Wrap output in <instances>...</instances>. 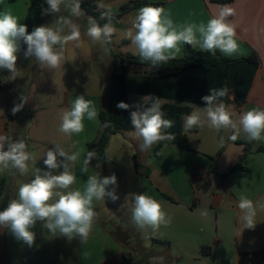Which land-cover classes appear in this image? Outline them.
I'll list each match as a JSON object with an SVG mask.
<instances>
[{"label":"crops","instance_id":"1","mask_svg":"<svg viewBox=\"0 0 264 264\" xmlns=\"http://www.w3.org/2000/svg\"><path fill=\"white\" fill-rule=\"evenodd\" d=\"M32 1L10 3L2 0L0 11H11L23 24ZM92 3L98 11L106 10L97 8L103 3L111 7L112 15H120V19L113 24L117 31L112 41L121 47L122 54L137 55L131 41L125 37V30L131 27L137 10L145 5L163 7L178 29L182 25L206 23L226 6L233 10L228 20L235 27L240 49L238 53L226 57L238 59L252 54L257 57L258 66L247 61L238 62L229 67L227 76L221 64L210 70L189 67L166 78L129 70L124 81L131 111L143 110L152 99L144 102L142 98L154 96L161 98L162 104L191 107V113L196 112L206 120L203 111L206 103L202 97L209 94V89L222 87L228 88V96L221 99L234 110L236 119L252 108L264 109V0H233L225 5L209 0H92ZM57 16H69L64 5ZM49 17L50 14L45 22ZM88 17L85 14L80 19L70 18L73 22L82 21L79 26L82 27V24L88 26ZM80 32L78 48L74 42L64 45V59L60 67L41 70L36 62L26 79L25 92L21 91V96L28 97L23 107L35 112L27 128L26 145L31 154L28 172L21 175L12 170L0 174V182L5 181L7 193L14 199L17 198L20 183L34 179L37 168L47 171L43 163L44 155L48 149L55 147L54 144L69 153L84 150L71 169L76 175L72 189L83 190L87 177L97 175L91 163L86 173L81 169L88 144L99 134V117V123L85 117L84 130L79 134L68 136L58 131L63 111L71 108L77 96L83 95L93 101L100 114L103 100L109 92L98 74L97 58L91 43L86 41L87 36L82 29ZM194 49L200 50L199 47ZM81 50L85 51L84 57L80 54ZM181 57L183 45L176 59ZM233 96L234 99L231 98ZM6 110V94L0 87V135L5 136L9 134ZM196 128V131L189 130L187 133L183 122V131L192 152L167 146L155 154L157 144L141 151V141L131 135L134 131L113 135L106 149V169L109 175L114 173L117 176V186L114 187L119 199L93 202L99 215L93 222L87 242L82 244L78 238L69 241L59 235L53 237L38 222L32 229L36 233L35 242L29 247L7 229L0 228V240L4 234L6 237L7 264H121L120 256L124 249L110 234L112 228L106 225L108 221L113 228L134 229L158 252L159 264L161 257L163 264H264V152L257 151V148L264 147V141H254L252 152L244 155L245 145L241 141L246 137L243 134L232 141L229 139L234 134L231 128L216 132L206 123L204 127ZM73 144L76 147H72ZM242 157L244 169L229 173V169ZM136 161L150 167L148 178L137 172ZM53 174H57V170H53ZM224 174H227L225 178L222 177ZM143 192L161 203L171 217L169 226L162 225L157 231L137 227L132 220L134 201L130 194ZM162 193L173 196L175 201L164 198ZM241 195L253 202L254 229H244V213L238 207ZM205 211L207 216L201 214ZM117 217L120 223L116 221ZM122 217L127 220V226L121 225ZM152 239L168 242L169 245L155 243ZM207 245L210 252L204 253L202 247Z\"/></svg>","mask_w":264,"mask_h":264},{"label":"clouds","instance_id":"2","mask_svg":"<svg viewBox=\"0 0 264 264\" xmlns=\"http://www.w3.org/2000/svg\"><path fill=\"white\" fill-rule=\"evenodd\" d=\"M45 3L47 7L42 9V15H56L61 12L62 5L69 12V16L56 18L58 27L55 29L49 25H40L29 33L27 25L20 23L19 18L11 11H0V70H7L10 80L17 78L18 53L22 44L26 45L24 57L35 58L41 70L60 67L64 59V45L68 42H74L77 48L80 46L79 25L70 18L85 15L80 0H72L71 3L68 0H45ZM97 8L106 9L100 12L99 17L100 20H106V23L100 25L95 18L89 16L87 35L93 42L105 45L111 43L117 29L113 26L111 7L100 3ZM232 15L233 10L225 6L206 23L182 25L178 29L163 7L145 5L137 10L131 27L125 30V37L131 41L141 62L149 61L153 66L175 60L181 53L182 45L199 47L201 51L212 55L219 50L225 56H232L240 50L235 27L228 20ZM65 28L69 34L61 35ZM226 96L227 87L209 89V94L202 97V101L206 103L203 109L206 120L196 112L183 117L185 131L204 127L206 123L216 132L231 128L234 134L229 139L232 141L241 134L249 142L264 141V109L252 108L241 113L236 119L234 110L221 99ZM149 98L152 99L150 105L143 110L138 108L130 112V122L134 128L131 135L141 141V151H147L160 142L176 139L175 134L167 131L174 126V121L164 118L165 113L161 110L162 99L154 96H145L142 99L145 102ZM27 100V96H21V103L14 105L12 114L19 112ZM116 107L128 110L130 105L121 101ZM85 117L99 123V112L95 103L79 95L71 108L63 111L58 131L68 136L81 133L84 130ZM102 126L107 128L111 125L105 122ZM54 145L55 147L48 149L44 155L43 163L47 171L37 168L34 179L19 185L17 198L12 199L7 207L0 210V228L7 229L17 240L29 247L35 242L36 233L32 229L38 222L53 237L63 236L69 241L78 238L82 244L86 243L93 222L99 215L94 210L93 202L105 200V197L111 198L112 201L119 199L114 187L117 186V176L114 173L102 178L95 174L89 175L83 190L72 189L76 175L71 169L84 150L69 153L59 145ZM167 146L164 145L165 148ZM72 147H76V144ZM94 157H97L94 150L87 151L82 172H87ZM30 159L31 154L27 151L23 139L13 141L5 135H0V174L16 170L24 175L28 172ZM61 168L63 170L58 171ZM53 170H57V174H53ZM110 186H113L111 191L108 190ZM130 195L134 201L132 220L138 228L157 231L162 225L171 224V217L155 198L144 192ZM238 207L244 213V229H254L256 223L253 202L241 195ZM201 214L207 216L208 213L205 211ZM159 259L163 264V257Z\"/></svg>","mask_w":264,"mask_h":264},{"label":"trees","instance_id":"3","mask_svg":"<svg viewBox=\"0 0 264 264\" xmlns=\"http://www.w3.org/2000/svg\"><path fill=\"white\" fill-rule=\"evenodd\" d=\"M8 1L10 3H13L17 0ZM209 1L220 5H225L231 3L233 0ZM80 3L86 15L95 18L100 25L106 23V20L99 19L101 11L96 10V6L93 5L92 0H81ZM46 7L47 4L45 3V0H33L29 5L26 19L23 23L27 25L29 33L34 29V27L42 25L47 19L48 14L42 15V9ZM112 18L114 24L120 19V15H112ZM24 50H26V45L22 44L21 51L18 53V70L20 69V57L24 54ZM112 55L115 58L119 59L121 69L120 71L115 69L110 74L112 84L109 88L107 96L103 100L104 107L101 109L99 114L100 131L97 138L94 141L90 142L87 146V151L94 150L97 153V157H94L90 163L95 167L96 174L101 178L103 176H110L107 173L106 169V149L111 137L122 132L134 131V128L130 122V108L128 110H123L116 107L117 103L121 101L128 104V95L124 78L129 70H132L133 73L137 74H149L156 75L160 78H166L169 76L177 75L189 67L198 66L203 68L204 70H210L213 67L221 64L223 65L224 73L227 76L229 67L238 62L247 61L255 66H258L259 64L255 54H252L245 58L231 59L224 56L219 50H217L215 55H212L209 52L196 50L188 45H183V57L175 60H170L167 63H158L155 66H153L149 61L141 62L139 55H132L129 53H113ZM9 75L10 73L7 70H0V87L4 90L7 101V110L5 114L6 125L9 128V134L7 135V137L13 141L23 139L26 142L27 128L34 117L35 112L26 110L24 107H22V109L15 115L12 114L11 109L14 107V105L21 103L22 89L19 85L20 79L18 75L15 80H10ZM151 103L152 102L148 103L147 106ZM161 110L165 113V119L174 121V126L170 129H167V131L175 134L176 139L173 141H163L158 143L154 149V153L158 154L160 149L164 147L165 144H167L168 146L177 147L178 149L183 151L192 152L193 149L186 134L183 131V117L191 114L192 108L177 104L164 103L161 106ZM105 122L110 123L111 126L104 128L102 125ZM191 130L196 131L197 128L194 127ZM241 142L245 145L244 155L251 153L254 141L249 142L247 139H244ZM257 151L264 152V147L257 148ZM243 157L237 164L229 169V173L244 169L242 166ZM136 170L139 174L147 178L151 173L150 167L144 164H140L139 161H136ZM226 176L227 174L222 175L223 178H225ZM112 187L113 186H110L108 190L111 191ZM162 196L170 201H175V198L171 195L162 193ZM12 199H14V197L8 195L7 185L5 181L1 180L0 210H3L5 207H7L8 203ZM105 199L107 200L109 199V197H105ZM94 210L98 213L97 208L94 207ZM110 234L116 240V242H118L122 246L123 249L127 247L130 248L132 238H135L137 240L139 236L134 229L123 230L119 227L115 228V230L110 231ZM5 239L6 237L4 234V237L2 238V240H0V263L2 264H7L9 261L5 246ZM152 241L155 243H166L169 245L168 242L157 239H152ZM137 244L139 245V247L141 246L139 242ZM138 251L140 258L138 262L139 264H148V260L154 258L151 251L145 254H143L144 248H139ZM202 251L204 253H208L210 252V247L203 246ZM120 261L121 264H138L134 263L131 258L126 256L125 252L121 254Z\"/></svg>","mask_w":264,"mask_h":264},{"label":"rangeland","instance_id":"4","mask_svg":"<svg viewBox=\"0 0 264 264\" xmlns=\"http://www.w3.org/2000/svg\"><path fill=\"white\" fill-rule=\"evenodd\" d=\"M68 2L71 3L72 0H68ZM57 17H58L57 14L56 15L50 14V17L48 18V20L45 22L44 25H49L50 27H52V28L55 29L56 27H58V25L56 24V18ZM77 19H80V17L77 18ZM81 22L82 21H75L74 23H76L77 25L80 26V23ZM79 28L82 29L83 32H85V35L87 36L86 41L89 42V43H91V47L93 48L95 57L97 58V60H96L97 61V64L96 65H97L98 74L101 75V77L104 80V84L109 89L110 86H111V84H112V81L110 79L111 72L113 70H115V69H117L118 71H120V69H121L120 68V61H119V59L118 58H115L112 54L113 53L119 54L121 47L120 46H117L116 44H114V41H111V43H108V44H105V45H101L98 42H93L91 40V38L88 37V35H87V28H88V26L82 24V27H79ZM68 34H69V32H68L67 28H65L63 30V32L61 33V35H68ZM81 45H83V44H81ZM80 54L84 57L85 51L84 50H81ZM35 63H36L35 58H27L26 59L24 57V54L20 57V61H19L20 69L18 70V77L20 79V84L19 85H20L21 89H23V92H25V89L27 87L26 79L29 76V74L31 72V69L35 65ZM24 128H25V126H24ZM186 132L188 133V131H186ZM20 181L21 180L19 179L18 180V185H19V182ZM20 185H21V183H20ZM109 203H110V201H109ZM117 209H119V207ZM122 216L125 218L126 217V214L123 213ZM123 217L121 218L122 219L121 225L127 226L128 225V224H126V221L127 220L126 219H123ZM116 221H118V223H120L119 222V218L116 219ZM104 222H105V220H104ZM106 225L108 227H111L112 230H115V227L113 228V225H111V222L110 223H109V221L106 222ZM125 230H126V228H125ZM138 242L141 245L140 247L137 244ZM207 247H209V246L207 245ZM139 248H144V253L143 254L148 253V252H150L152 250L151 253L155 257L153 259L148 260V264H159L158 263V259H157L158 252L155 251V250H153V248H151L150 244L148 242H146L145 239L142 240L141 237H139V236H138L137 240L135 238H132L131 247L130 248H128V247L127 248H124V252H125L126 256H128L129 258H131V260L134 263H138L139 260H140L139 254H138ZM143 256H145V255H143Z\"/></svg>","mask_w":264,"mask_h":264}]
</instances>
